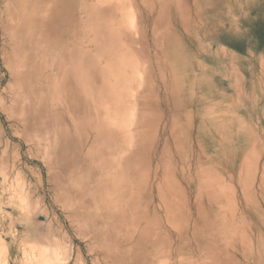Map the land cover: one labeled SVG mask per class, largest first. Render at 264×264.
<instances>
[{"label":"rangeland","instance_id":"1","mask_svg":"<svg viewBox=\"0 0 264 264\" xmlns=\"http://www.w3.org/2000/svg\"><path fill=\"white\" fill-rule=\"evenodd\" d=\"M87 2L97 3L105 12L101 33L105 43L116 41L117 49L136 64L135 68L127 69L129 76L120 80H134L135 85L148 86L141 99L144 98L147 114L144 123L148 132L145 133L147 139L152 140L150 153L162 152L168 166L166 179L173 169L175 175L170 177L179 182V192L171 199L178 204L175 212L179 215L184 245L179 256L181 263H175L174 254L168 261L193 264L191 254H195L197 264H264L260 243L264 233L259 235L264 225L260 189L264 174V0ZM70 4L77 15L76 0H70ZM1 9L0 1V12ZM87 20L92 21L91 15L88 14ZM9 34L2 14L0 264H104L96 243L85 236L84 224L76 222L66 209L56 166L42 148L24 141L22 126L9 114L13 109L11 91L14 86L9 63L12 55ZM47 37L37 57L41 64L37 84L47 95L49 108L61 111L68 48L74 41L64 21L59 30ZM87 46L95 54L94 45ZM53 55L57 56L56 63L51 61ZM102 56L99 58L105 63L109 61ZM136 98L140 104V94ZM135 109L140 110L139 106ZM124 117V124L131 122L127 113ZM253 136L257 139L252 144ZM136 141L140 142L141 137ZM249 150H254L252 155H248ZM154 155L150 161L153 168L149 165L152 170L159 162ZM243 162L250 167L247 169ZM198 169L201 173H197ZM225 169L229 172L225 182L233 188L230 191L237 207L233 204L236 210L232 206L228 210L227 206L222 210L225 214L212 216L207 200L200 197L201 192L204 195L203 188L198 189L197 199V174L201 183H209L215 172ZM241 175H245L243 179ZM242 191L244 197L247 196L246 201ZM233 211V221L229 222ZM214 218L221 223L212 230L207 223Z\"/></svg>","mask_w":264,"mask_h":264},{"label":"bare ground","instance_id":"2","mask_svg":"<svg viewBox=\"0 0 264 264\" xmlns=\"http://www.w3.org/2000/svg\"><path fill=\"white\" fill-rule=\"evenodd\" d=\"M0 1V15L5 16L12 41L9 63L14 86L11 91L13 109L9 114L22 126L24 141L42 148L56 166L66 209L76 222L84 224L86 228L81 227L85 232L87 230L85 236L96 243L104 264H171L168 260L172 254L177 257L175 263H181L179 256L184 245V234L179 215L175 212L178 204L171 199L173 194L179 192V182L170 177L175 175L173 169L166 179L168 166L162 152L158 155L152 153L159 158V162L155 170L151 169L153 155L150 153L149 142L152 140L147 139L148 126L144 123L147 114L144 98L141 99L148 86L135 85L134 80L129 82L127 79L129 83L120 80L128 77L127 69L135 68L136 64L127 58L125 52L117 49L116 41L105 43L101 34L105 12L97 3L87 0H76L77 15L72 10L70 0ZM88 14L91 15L93 23L87 22ZM61 21L66 22L67 31L74 42L68 48L66 85L60 101L62 110L56 111L59 109L49 108L47 95L38 87L37 78L41 64L37 57L43 50L47 36L59 30ZM88 44L94 45L95 54L88 48ZM102 55L108 57L109 61L105 63L100 59ZM56 59L57 56L51 57L53 63H56ZM43 62L47 63L48 60ZM227 73L230 79L229 68ZM139 94L140 104L136 98ZM138 106L139 111L135 109ZM126 113L131 119L128 124L123 122ZM140 137L141 141L137 142L136 139ZM255 137L250 138L251 143L257 139ZM252 152L248 155H252ZM243 166H246L244 162ZM247 166L248 169L250 166ZM262 169L264 170V166ZM197 173H201L199 169ZM227 173L229 172L226 169L215 172L209 183H201V177L197 174V199L198 189L203 188L204 195L201 192L200 197L207 200L212 216L225 214L222 210L225 211L227 206L229 210V206L233 207L235 204L233 191H230L233 188L225 182ZM242 176L245 175H241V179ZM260 189L261 200L264 202V174L261 175ZM198 215L199 211L197 218ZM229 216V222H232L234 211ZM262 216L264 218V214ZM263 218L261 217L262 223ZM220 223L214 218L207 225H211L213 230ZM261 233H264V225L259 230V235ZM260 243L264 250V240ZM191 256L193 264H197L196 255Z\"/></svg>","mask_w":264,"mask_h":264}]
</instances>
